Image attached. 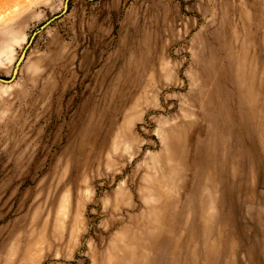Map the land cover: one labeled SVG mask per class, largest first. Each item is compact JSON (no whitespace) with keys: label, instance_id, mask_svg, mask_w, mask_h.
Wrapping results in <instances>:
<instances>
[{"label":"rangeland","instance_id":"1","mask_svg":"<svg viewBox=\"0 0 264 264\" xmlns=\"http://www.w3.org/2000/svg\"><path fill=\"white\" fill-rule=\"evenodd\" d=\"M65 2L0 0V264H264V0H69L30 43Z\"/></svg>","mask_w":264,"mask_h":264},{"label":"water","instance_id":"2","mask_svg":"<svg viewBox=\"0 0 264 264\" xmlns=\"http://www.w3.org/2000/svg\"><path fill=\"white\" fill-rule=\"evenodd\" d=\"M68 2H69V0H66V2H65V6H64V10H63L60 14L55 15V16H53L52 18H50L49 20H47L44 24H42V25H41V26H40V27L34 32L32 38H31V40H30V43L32 42V39L34 38V36H35L38 32H40V31H42L43 29H45L50 23H52L54 20H56L57 18H59L60 16H62L64 13L67 12V10H68ZM25 52H26V50L23 51V53H22V55H21V59L24 57ZM16 76H17V69H15V71H14L13 74H12V76H11L10 78H8V79L3 78V77H0V82L11 83V82H13V81L15 80Z\"/></svg>","mask_w":264,"mask_h":264}]
</instances>
